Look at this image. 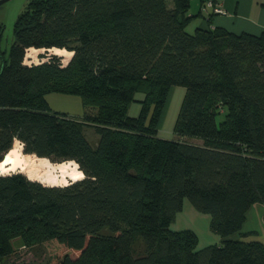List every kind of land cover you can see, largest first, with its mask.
Masks as SVG:
<instances>
[{"label": "trees", "instance_id": "obj_1", "mask_svg": "<svg viewBox=\"0 0 264 264\" xmlns=\"http://www.w3.org/2000/svg\"><path fill=\"white\" fill-rule=\"evenodd\" d=\"M189 6L28 0L0 62V161L18 146L23 157L56 162L46 161L49 174L65 161L76 174L51 184L21 164L0 170V260L17 237L22 246L55 243L47 264H264V241L242 237L253 232L243 230L248 209L264 204V29L188 32ZM29 47L72 54L26 64ZM176 84L185 86L174 126L181 138L159 137ZM136 91L144 96L130 115ZM50 92L78 95L95 111L75 118L52 109ZM185 197L210 213L218 243L197 248L193 229L170 228Z\"/></svg>", "mask_w": 264, "mask_h": 264}, {"label": "rangeland", "instance_id": "obj_2", "mask_svg": "<svg viewBox=\"0 0 264 264\" xmlns=\"http://www.w3.org/2000/svg\"><path fill=\"white\" fill-rule=\"evenodd\" d=\"M27 2L28 0H6L0 4V62L4 57L8 55L10 45L13 41L15 20L18 17L19 13L25 8ZM40 53H44L46 55L44 57H40ZM51 53L53 52L50 51V48L46 50L44 48H36L34 52L30 53L31 55L25 54L26 57H24V63H37L39 61L45 60ZM62 56L61 57L63 63H65L70 57L68 55V52L62 54ZM184 93L185 86L181 84L171 86L158 126L157 135L159 137L168 139L181 138V136L174 131V126L182 103V99L184 97ZM47 95V98H49V105L52 109L61 111L66 110L71 114L74 113L73 111L77 107L80 106L81 108H83L81 98L78 95H67L61 94L59 92H50ZM143 96L144 93L141 91H136L134 93V99L129 103V106L131 105L130 109L128 106V112L132 113L130 115H137L139 113L141 106L140 99H142ZM223 117L224 115L222 113L217 114L216 122L219 123L223 119ZM182 139L192 143L201 142V140L196 137H183ZM16 144L20 145L21 143L19 141H16ZM15 147L17 148L18 155L21 157V167L19 169L29 178L38 176L47 183L64 184L67 181H72V178L76 174V165L71 161L58 163L56 166V170L52 174H49L46 172V169L44 167L46 161L52 164H55L56 162H52L48 158L36 159V155L32 153H24L22 151L24 154H29V156L23 157L19 150V147ZM20 148L22 149L21 145ZM12 154L13 153H11V155ZM9 164H11V160L5 156L4 162L0 163V170H5L6 165ZM59 168H61V170H59ZM8 172L10 173V171ZM255 204L256 205H254V207H252L251 209L250 214H252V216H250V218L246 221L243 229L251 227L256 231H253L251 232L252 234L249 233V235L246 234L242 237L244 239L259 238L264 241V209H262L264 207H262L261 205H257L258 203ZM210 219V213L198 210L194 206L192 201L188 197H185L183 200L182 208L175 213V217L170 224V228L174 230L185 228L193 229L198 235L197 248H202L208 244H214L220 241L219 234L215 232L210 226ZM109 233L110 232L107 228L102 229L103 236H106ZM20 241L21 239H18L17 237H14L12 239L14 245L13 250L9 254L1 258L0 264H47L48 257L50 255H53L58 248L55 243L51 242H42L39 244L22 246V243Z\"/></svg>", "mask_w": 264, "mask_h": 264}, {"label": "crops", "instance_id": "obj_3", "mask_svg": "<svg viewBox=\"0 0 264 264\" xmlns=\"http://www.w3.org/2000/svg\"><path fill=\"white\" fill-rule=\"evenodd\" d=\"M209 1L211 4H208ZM216 7H220L221 11H215L214 8ZM188 13L192 16L186 25V30L188 32H193L198 27L206 29L209 27L213 28L214 26H221L235 33L248 32L259 34L261 30L264 29V0H190ZM47 100L49 102V98H47ZM130 107L131 105L129 109ZM64 111L68 113V111ZM84 111L94 112L95 108L84 106L81 108L79 106L73 111L74 113L68 114L72 117L80 118ZM83 132L90 144L96 146L99 135L94 128L85 125ZM15 141L18 142L19 140ZM254 205L256 204H252L248 209L244 224L250 216H252L250 213ZM257 205L264 207V205L259 203ZM243 230L256 231L251 227H247Z\"/></svg>", "mask_w": 264, "mask_h": 264}, {"label": "bare ground", "instance_id": "obj_4", "mask_svg": "<svg viewBox=\"0 0 264 264\" xmlns=\"http://www.w3.org/2000/svg\"><path fill=\"white\" fill-rule=\"evenodd\" d=\"M36 48L34 47H29L27 49V55H31L30 53L31 52H34ZM31 51V52H30ZM37 51V50H36ZM39 51V50H38ZM50 51L55 53V54H59L62 56V54H65L66 52H68V55L71 56L72 54V51H69L65 48H60V47H52L50 48ZM26 57V56H25ZM64 57V56H62ZM33 61V60H32ZM15 152V153H14ZM11 153H13L11 155ZM6 157L9 158L11 160V164L9 166H6V169H15L17 168L18 166H20L21 164V157L18 155V151L16 148H12L11 150H9V152L6 154ZM4 160L0 161V163H3ZM67 162V161H65ZM60 163H64V162H60ZM66 165V164H65ZM59 167V166H58ZM59 170H61V168H59Z\"/></svg>", "mask_w": 264, "mask_h": 264}, {"label": "built area", "instance_id": "obj_5", "mask_svg": "<svg viewBox=\"0 0 264 264\" xmlns=\"http://www.w3.org/2000/svg\"><path fill=\"white\" fill-rule=\"evenodd\" d=\"M208 4H211V2L209 1ZM215 11H221L220 7H216L214 8Z\"/></svg>", "mask_w": 264, "mask_h": 264}, {"label": "water", "instance_id": "obj_6", "mask_svg": "<svg viewBox=\"0 0 264 264\" xmlns=\"http://www.w3.org/2000/svg\"><path fill=\"white\" fill-rule=\"evenodd\" d=\"M4 1H6V0H0V4L3 3Z\"/></svg>", "mask_w": 264, "mask_h": 264}]
</instances>
